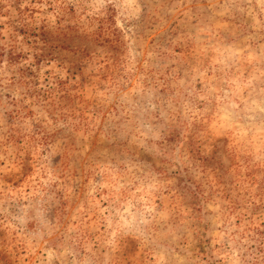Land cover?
I'll use <instances>...</instances> for the list:
<instances>
[{
	"label": "rangeland",
	"instance_id": "1",
	"mask_svg": "<svg viewBox=\"0 0 264 264\" xmlns=\"http://www.w3.org/2000/svg\"><path fill=\"white\" fill-rule=\"evenodd\" d=\"M0 264H264V0H0Z\"/></svg>",
	"mask_w": 264,
	"mask_h": 264
}]
</instances>
